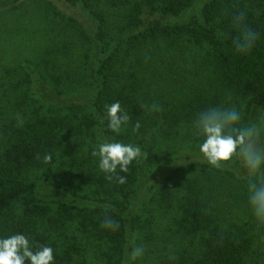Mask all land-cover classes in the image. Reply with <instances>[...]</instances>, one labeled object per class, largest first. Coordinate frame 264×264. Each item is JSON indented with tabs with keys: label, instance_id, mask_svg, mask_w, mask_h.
Listing matches in <instances>:
<instances>
[{
	"label": "rangeland",
	"instance_id": "rangeland-1",
	"mask_svg": "<svg viewBox=\"0 0 264 264\" xmlns=\"http://www.w3.org/2000/svg\"><path fill=\"white\" fill-rule=\"evenodd\" d=\"M15 1L16 8L0 14V125L21 126L39 117L54 119L73 105L80 108L81 115L88 114L95 95L91 70L101 51L93 33L99 29L98 19L82 10H72L66 0ZM101 3L108 18V33L115 39L128 35L123 12L109 10L104 7L105 1ZM174 42L171 38L151 40L135 48L124 41L127 44L120 46L114 84L124 88L137 79L155 98L146 104L143 133L126 126L117 135L105 123L83 133H61L64 149L52 170L37 169L29 174L27 183L33 187L35 198L31 200L28 191L13 202L21 217L26 209L31 216L23 221V234L36 244H40L38 235L46 236L45 245L54 249L56 264H107L108 255L104 256V248H98L96 242L98 236L87 234L91 228L81 224L77 211L65 210L58 198L76 197L79 202L111 200L109 192L97 195L104 176L98 167V156L91 153L98 151L100 143L113 138L139 146L147 164L138 187L145 189L141 192L144 199L135 206L141 220L133 242L134 248L143 247L144 255L134 264H195L200 259L203 247L199 240L185 237L184 233L176 235L174 222L179 212L173 206V196L182 193L181 184L195 180L203 187L207 202L221 206L223 219L255 228L249 233L251 245L246 262L264 264V227H258L250 215L240 173L211 169L207 180L197 163L203 158L198 152L199 141L189 131L196 113L209 106L214 96L210 92L215 87L210 85L215 77L212 49L207 44L188 43L184 38ZM191 97L200 99V107H194L190 115L179 116ZM237 101L236 105L244 109V103ZM153 104L159 106V111L151 110ZM73 147L77 154L69 155ZM211 186L216 188L212 190ZM161 189L176 190L174 194L169 192L167 204L160 202ZM118 196L123 201L122 195Z\"/></svg>",
	"mask_w": 264,
	"mask_h": 264
},
{
	"label": "trees",
	"instance_id": "trees-1",
	"mask_svg": "<svg viewBox=\"0 0 264 264\" xmlns=\"http://www.w3.org/2000/svg\"><path fill=\"white\" fill-rule=\"evenodd\" d=\"M66 1L71 4L72 10H82L83 14H91L99 21V29L93 31L101 51L91 70L95 87L92 107L85 115H81L80 108L73 105L68 107V111L61 110L62 113L54 119L39 117L21 126L14 123L0 125V235L24 233L23 221L31 216L26 209L21 217L12 204L28 191L32 196L30 199L35 198L33 187H29L27 183L29 174L37 169L52 170V165L64 149L61 133L74 130L83 133L86 129L91 131L99 127L101 123L107 126V106L117 101L130 116L127 128L133 130L139 122L141 128L136 133L144 132V113L148 106L146 104H150L155 98L145 92L148 89L141 86L137 79L131 80L124 88L116 86L113 80V77H117L115 65L124 41L129 45L133 44L135 48L140 46V42L168 38L173 39L174 43L184 38L188 43L207 44L212 49V67L215 73L214 81H210V85L215 86L210 91L214 92L212 102L209 100L210 105H221L224 101L226 104H236L238 100L237 102L244 103L246 118H253L260 108L264 109V0ZM102 1H105L104 7H109V10L123 12L127 22L125 29L129 28L128 35L115 39L108 33V18L101 9ZM16 7L15 0H0V14ZM240 11L245 13L246 24L260 34L255 47L246 54L238 53L234 47L238 29L233 25L232 18ZM109 37L112 42L107 41ZM199 100L189 98L187 106H181L183 109L179 116L192 114L194 107L201 104ZM68 151L69 155L73 152L77 154L75 147ZM46 154L52 157L48 163L43 161ZM199 160L197 163L202 174H206L207 180L211 177V169L218 172L230 170L216 169L204 158ZM146 170L147 164L140 158L126 172L118 171L117 175L126 177L123 185L115 179L109 181L102 173L104 177L97 195L102 197L109 192L111 200L100 198L79 202L76 197L58 198L65 210L77 211L82 218L81 224L85 228H91L87 234L92 232L93 236H98L96 242L98 248H104L102 250L105 251V257L107 253V264L135 263L129 260V255L134 248V233L138 231V222L141 220L135 206L144 197L141 192L145 188L138 187ZM198 184L200 182L196 180L181 184L182 193L173 196V200H176L173 206L179 212L174 221L175 234L184 233L185 237L199 240L203 252L195 264H247V250L251 245L249 233L255 228L246 223H228L220 214L221 206L215 207L207 202V197L203 196V187ZM215 188L211 186L212 190ZM169 192L159 190L162 198L160 202H170ZM175 192L174 189L171 194ZM119 194L122 195L121 202L118 200ZM134 196L138 197L135 202L132 200ZM19 216L22 218L21 223L18 221ZM106 216L117 222L119 227L115 230L103 227ZM37 238L40 245H45L46 236L38 235ZM85 263L86 261L81 264Z\"/></svg>",
	"mask_w": 264,
	"mask_h": 264
},
{
	"label": "clouds",
	"instance_id": "clouds-1",
	"mask_svg": "<svg viewBox=\"0 0 264 264\" xmlns=\"http://www.w3.org/2000/svg\"><path fill=\"white\" fill-rule=\"evenodd\" d=\"M243 11L233 15L232 23L238 29L234 41L235 50L246 54L260 38V34L246 24ZM152 111H159L153 104ZM107 127L120 134L129 124L130 116L117 101L107 106ZM141 124L137 122L134 131ZM189 131L198 139V152L209 165L216 169L229 168L240 173L244 185L246 206L258 227H264V109L253 118H246L242 107L235 103L209 105L198 112ZM93 157L99 158V170L109 181L126 183V177L117 175L126 172L129 166L142 157L139 146L115 140H105L94 150ZM52 159L43 157L44 163ZM103 227L115 230L118 223L105 217ZM144 255L143 247L132 249L129 260L135 262ZM0 264H56L54 249L36 244L23 233L0 235Z\"/></svg>",
	"mask_w": 264,
	"mask_h": 264
}]
</instances>
